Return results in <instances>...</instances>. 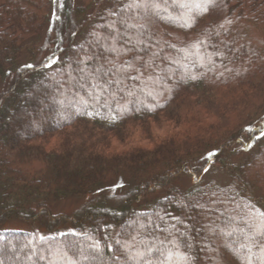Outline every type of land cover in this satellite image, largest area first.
<instances>
[{"label":"trees","instance_id":"16d2710c","mask_svg":"<svg viewBox=\"0 0 264 264\" xmlns=\"http://www.w3.org/2000/svg\"><path fill=\"white\" fill-rule=\"evenodd\" d=\"M115 5L0 0V264H64L49 251L76 243L98 244L95 264H128L114 259L117 242L163 240L168 232L156 225L185 233L192 264H247L213 229L244 206L264 211V0H223L191 27L153 21L152 51L168 57L156 64L172 79L144 87L154 74L146 68L97 103L69 73L89 58ZM220 23L230 29L220 38L228 48L202 47L211 62L178 53ZM208 173L229 181H207ZM67 198L80 203L53 210Z\"/></svg>","mask_w":264,"mask_h":264},{"label":"snow or ice","instance_id":"6c2138e0","mask_svg":"<svg viewBox=\"0 0 264 264\" xmlns=\"http://www.w3.org/2000/svg\"><path fill=\"white\" fill-rule=\"evenodd\" d=\"M211 8L222 9L223 0H116L115 9L108 13L110 19H106L100 26L102 34H94V50L87 60L79 62L83 66L74 69L75 76L69 73V79L74 82V86L89 89L87 95L97 103L101 95L114 87L117 91L124 92L122 85L126 80H141L143 70L146 68H151L154 74L141 80L144 87L162 86L172 79V76L156 64L157 58L167 60L168 57L162 56V49L152 51L154 43L159 47V42L154 41L153 21L166 20L181 28L191 27L189 20H194L196 14L207 13ZM225 20L231 25V20L227 17ZM229 30L225 23H220L215 31L209 30L205 34L206 38L196 42L191 49L181 48L177 51L185 60L195 57L201 63L205 60L211 62L210 55L201 54V48L211 46L213 49H220L221 45L228 48L227 43L220 38L222 33ZM228 50L231 51L230 48ZM149 53L151 59H146ZM223 54L222 51H215L217 56ZM123 56L129 58L121 60ZM180 63L179 59L171 60L173 65ZM157 68L159 71H156ZM133 69L136 75L130 74ZM183 79L185 76H181V80ZM128 94L134 93L130 90ZM159 94L163 96V91ZM110 95L115 96L116 92H110ZM147 95L151 96L152 91L147 92ZM79 103L87 107L89 101L81 98ZM261 135H264V132ZM244 207L246 210L243 214L229 213L225 216L223 224L217 225L213 233L226 238L239 258L247 264H253V260L258 264H264V211L257 209L255 205ZM156 228L162 234L167 231L168 235L159 241L155 237L138 241L135 236L129 234L117 242L120 255H114V259L119 261L123 256L128 264H192L189 254L192 245L185 233L179 232L175 225L172 229H162L159 225H156ZM254 248L258 251H253ZM53 257L64 264H81V261L95 264L101 259V252L96 243L86 247L76 243L53 247L47 258Z\"/></svg>","mask_w":264,"mask_h":264},{"label":"rangeland","instance_id":"374dc122","mask_svg":"<svg viewBox=\"0 0 264 264\" xmlns=\"http://www.w3.org/2000/svg\"><path fill=\"white\" fill-rule=\"evenodd\" d=\"M0 90H1V83H0ZM207 181L209 179H215L218 180L222 183H226L229 181V178L223 174V173H217V174H207L206 178ZM177 183H179V185L181 187H183L184 189H187L191 186V180L187 177H182L180 179L177 180ZM75 203L78 205V203H80V201H74L71 198H67V199H62V200H57V201H53V203H51V207L53 208V210L55 211H59V210H63V211H70L72 210V208L74 207ZM16 225H21L19 223H15ZM221 257H218L216 264H219Z\"/></svg>","mask_w":264,"mask_h":264}]
</instances>
